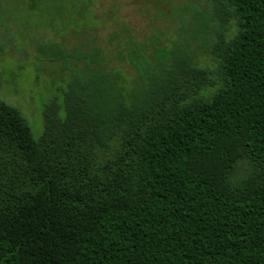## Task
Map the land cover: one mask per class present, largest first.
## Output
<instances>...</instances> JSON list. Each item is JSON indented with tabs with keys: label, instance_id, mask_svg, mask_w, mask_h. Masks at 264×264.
I'll return each instance as SVG.
<instances>
[{
	"label": "trees",
	"instance_id": "obj_1",
	"mask_svg": "<svg viewBox=\"0 0 264 264\" xmlns=\"http://www.w3.org/2000/svg\"><path fill=\"white\" fill-rule=\"evenodd\" d=\"M76 2L19 3L54 23ZM213 2L211 66L37 43L69 73L65 115L48 104L35 138L0 100V264H264V0Z\"/></svg>",
	"mask_w": 264,
	"mask_h": 264
},
{
	"label": "rangeland",
	"instance_id": "obj_2",
	"mask_svg": "<svg viewBox=\"0 0 264 264\" xmlns=\"http://www.w3.org/2000/svg\"><path fill=\"white\" fill-rule=\"evenodd\" d=\"M12 1L1 2L8 10L0 19V40L6 43L10 30L13 41L23 49L12 45L0 49V100L21 111L35 138L44 131L48 104L55 102L64 117V93L70 82L69 73L57 71L62 62H50L37 43L55 42L72 54L95 48L117 49L130 39L149 45L155 41V46L163 49H188L201 66L214 63L210 46L220 21L214 18L213 0H77V11L54 23L27 13L20 0L14 8ZM67 6L72 9L71 4ZM205 21L210 28L201 27ZM230 22L234 24L232 19ZM113 66L133 73L121 62L115 61Z\"/></svg>",
	"mask_w": 264,
	"mask_h": 264
}]
</instances>
